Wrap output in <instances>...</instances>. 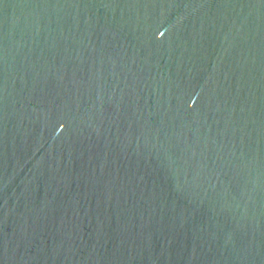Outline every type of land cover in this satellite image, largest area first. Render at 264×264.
Returning <instances> with one entry per match:
<instances>
[{"label":"water","instance_id":"1","mask_svg":"<svg viewBox=\"0 0 264 264\" xmlns=\"http://www.w3.org/2000/svg\"><path fill=\"white\" fill-rule=\"evenodd\" d=\"M0 264H264V0H0Z\"/></svg>","mask_w":264,"mask_h":264}]
</instances>
